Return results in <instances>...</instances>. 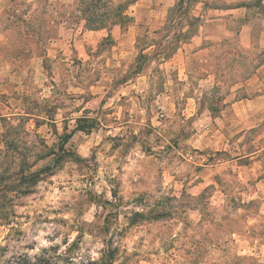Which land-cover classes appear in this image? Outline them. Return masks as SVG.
Returning <instances> with one entry per match:
<instances>
[{"label": "clouds", "instance_id": "clouds-1", "mask_svg": "<svg viewBox=\"0 0 264 264\" xmlns=\"http://www.w3.org/2000/svg\"><path fill=\"white\" fill-rule=\"evenodd\" d=\"M95 2L0 0V262L264 264V0Z\"/></svg>", "mask_w": 264, "mask_h": 264}, {"label": "rangeland", "instance_id": "rangeland-1", "mask_svg": "<svg viewBox=\"0 0 264 264\" xmlns=\"http://www.w3.org/2000/svg\"><path fill=\"white\" fill-rule=\"evenodd\" d=\"M112 48H113V58H115L117 53L115 51V45L114 44L112 45ZM177 53H179V50H177ZM176 62L177 63L182 62V56H180L179 54L176 57ZM177 76H179V70H177ZM234 110H235V105H234ZM39 126L40 125H37V127H39ZM10 147H12L13 150H15L14 145H10ZM251 166H252V161L246 159L242 162H239L237 165H234L233 167L234 168L235 167L248 168ZM0 167H4V171L2 173H0V186H3V188L0 189V191L7 193V192L13 190L12 186L9 183L13 179V177L11 175H9L7 165H0ZM237 175H242V173L238 172ZM5 218H7V217H5ZM3 227H5V225L0 224V228H3ZM0 264H27V262L20 257L12 256L8 260H4V261L0 262Z\"/></svg>", "mask_w": 264, "mask_h": 264}, {"label": "trees", "instance_id": "trees-1", "mask_svg": "<svg viewBox=\"0 0 264 264\" xmlns=\"http://www.w3.org/2000/svg\"><path fill=\"white\" fill-rule=\"evenodd\" d=\"M105 5L102 4L101 0H96V2L94 4L88 5L85 7V12H92L93 9H98L100 7H104ZM121 8L125 7L124 5L120 6ZM117 15H119V13L117 12ZM98 17H96L94 14L92 16H90V21L94 22Z\"/></svg>", "mask_w": 264, "mask_h": 264}]
</instances>
